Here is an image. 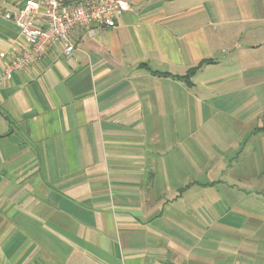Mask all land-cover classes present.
<instances>
[{"label":"crops","instance_id":"obj_1","mask_svg":"<svg viewBox=\"0 0 264 264\" xmlns=\"http://www.w3.org/2000/svg\"><path fill=\"white\" fill-rule=\"evenodd\" d=\"M25 2L0 0V264H264V116L235 173L178 157L209 92L259 112L264 0H131L6 78Z\"/></svg>","mask_w":264,"mask_h":264},{"label":"built area","instance_id":"obj_2","mask_svg":"<svg viewBox=\"0 0 264 264\" xmlns=\"http://www.w3.org/2000/svg\"><path fill=\"white\" fill-rule=\"evenodd\" d=\"M131 0H26L16 12L4 17L15 24L24 38L20 54L11 58L4 69L9 78L13 72L40 62L57 43L69 57L75 47L73 33L90 27H114L116 20L130 10Z\"/></svg>","mask_w":264,"mask_h":264},{"label":"rangeland","instance_id":"obj_3","mask_svg":"<svg viewBox=\"0 0 264 264\" xmlns=\"http://www.w3.org/2000/svg\"><path fill=\"white\" fill-rule=\"evenodd\" d=\"M243 102L248 103L246 100ZM238 103L236 96L219 88L209 92L204 97L202 105L196 102L197 110L194 116L180 118L181 123L182 121L189 123L190 129L180 134L178 157L194 158L196 163L198 162V165H195L196 169H206V177L201 176L202 179H219L223 171L224 174L237 172L239 165L236 162L241 157L246 134L241 138L238 136H241L243 126L262 121L264 94L260 93L254 103L259 107V112L250 116H246L247 110L236 109ZM198 105H201V109ZM230 167H232L231 172H229ZM262 177H264L263 172L260 178ZM260 184L263 185L261 182ZM233 188L237 189V185Z\"/></svg>","mask_w":264,"mask_h":264},{"label":"trees","instance_id":"obj_4","mask_svg":"<svg viewBox=\"0 0 264 264\" xmlns=\"http://www.w3.org/2000/svg\"><path fill=\"white\" fill-rule=\"evenodd\" d=\"M206 63H208L207 60L201 61L196 66L190 68L185 75H182V76L173 75V77L184 80L186 83H190V77L195 73L196 70H198L202 65ZM159 75H166V74L159 73Z\"/></svg>","mask_w":264,"mask_h":264}]
</instances>
